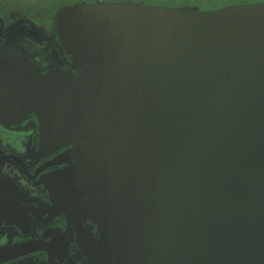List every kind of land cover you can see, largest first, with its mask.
Listing matches in <instances>:
<instances>
[{"label": "water", "instance_id": "water-1", "mask_svg": "<svg viewBox=\"0 0 264 264\" xmlns=\"http://www.w3.org/2000/svg\"><path fill=\"white\" fill-rule=\"evenodd\" d=\"M53 18L59 40L32 26L71 67L1 59L0 120L35 112L43 153L68 147L42 177L67 225L0 255L264 264V2L77 1Z\"/></svg>", "mask_w": 264, "mask_h": 264}, {"label": "flooded vegetation", "instance_id": "flooded-vegetation-1", "mask_svg": "<svg viewBox=\"0 0 264 264\" xmlns=\"http://www.w3.org/2000/svg\"><path fill=\"white\" fill-rule=\"evenodd\" d=\"M31 13L30 10L22 12L0 6V60L19 53L35 61L37 72L42 75L51 69H69L71 65L64 60L60 47L34 31L32 26L35 23L46 36L59 40L54 18L45 25L35 20ZM65 56L70 60L69 55ZM73 72L77 73V70L73 69ZM4 109L8 117L3 123L0 120V249L26 242H32L34 248L41 247L42 240H51L57 231L66 229V216L51 206L42 177L65 165L57 164V160L68 147L43 153L38 115L35 112L17 114L13 109ZM12 187L18 189L19 196L5 207L3 194L14 193ZM26 250L27 247L16 253ZM12 254L0 255V264H42L48 259V254L41 249L10 258Z\"/></svg>", "mask_w": 264, "mask_h": 264}, {"label": "rangeland", "instance_id": "rangeland-1", "mask_svg": "<svg viewBox=\"0 0 264 264\" xmlns=\"http://www.w3.org/2000/svg\"><path fill=\"white\" fill-rule=\"evenodd\" d=\"M66 2H71V0H0V6L22 12L30 10L35 20L48 25L54 16L55 10Z\"/></svg>", "mask_w": 264, "mask_h": 264}, {"label": "trees", "instance_id": "trees-1", "mask_svg": "<svg viewBox=\"0 0 264 264\" xmlns=\"http://www.w3.org/2000/svg\"><path fill=\"white\" fill-rule=\"evenodd\" d=\"M77 1L79 0H71V2H66L64 4L73 3ZM82 1H94V0H82ZM142 1L152 4H163L169 6L194 5L200 8H215L217 6L227 5L233 2H249V1H258V0H142Z\"/></svg>", "mask_w": 264, "mask_h": 264}, {"label": "snow or ice", "instance_id": "snow-or-ice-1", "mask_svg": "<svg viewBox=\"0 0 264 264\" xmlns=\"http://www.w3.org/2000/svg\"><path fill=\"white\" fill-rule=\"evenodd\" d=\"M259 2H264V0H259Z\"/></svg>", "mask_w": 264, "mask_h": 264}]
</instances>
